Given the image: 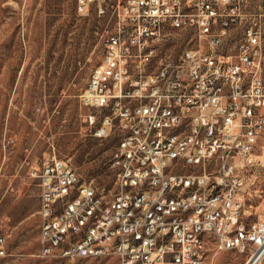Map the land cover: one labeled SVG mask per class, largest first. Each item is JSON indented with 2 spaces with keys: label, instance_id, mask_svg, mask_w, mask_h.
Returning <instances> with one entry per match:
<instances>
[{
  "label": "built area",
  "instance_id": "built-area-1",
  "mask_svg": "<svg viewBox=\"0 0 264 264\" xmlns=\"http://www.w3.org/2000/svg\"><path fill=\"white\" fill-rule=\"evenodd\" d=\"M94 1L79 0L80 10ZM110 2L99 15L114 23L80 103L96 137L121 132L114 186L48 156L33 172L39 256L202 264L213 238L220 250L247 254L245 264H261L264 218L247 210L258 196L251 172L264 134V5ZM219 183L236 186L229 217L217 212Z\"/></svg>",
  "mask_w": 264,
  "mask_h": 264
},
{
  "label": "rangeland",
  "instance_id": "rangeland-1",
  "mask_svg": "<svg viewBox=\"0 0 264 264\" xmlns=\"http://www.w3.org/2000/svg\"><path fill=\"white\" fill-rule=\"evenodd\" d=\"M110 0H0V264H116L106 258L41 257L39 189L33 172L55 154L82 179L113 187V152L120 139L114 128L96 137L80 103L101 63L114 19ZM254 7L264 0H252ZM123 5V2L120 4ZM182 46V40L176 42ZM97 111V110H94ZM255 157L258 196L247 210L264 218V134ZM247 254L220 250L211 238L203 264H245ZM261 264H264V259Z\"/></svg>",
  "mask_w": 264,
  "mask_h": 264
},
{
  "label": "bare ground",
  "instance_id": "bare-ground-1",
  "mask_svg": "<svg viewBox=\"0 0 264 264\" xmlns=\"http://www.w3.org/2000/svg\"><path fill=\"white\" fill-rule=\"evenodd\" d=\"M216 192H220V198H222V203L217 204V212L220 213L221 217H229V207L227 205H229V199L236 196V186L228 183H219L216 184Z\"/></svg>",
  "mask_w": 264,
  "mask_h": 264
}]
</instances>
